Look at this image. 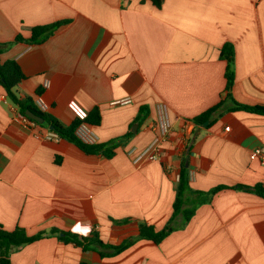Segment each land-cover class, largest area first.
Wrapping results in <instances>:
<instances>
[{
    "label": "crops",
    "instance_id": "crops-1",
    "mask_svg": "<svg viewBox=\"0 0 264 264\" xmlns=\"http://www.w3.org/2000/svg\"><path fill=\"white\" fill-rule=\"evenodd\" d=\"M59 20L67 22L44 41H15L1 53L25 74L20 96L65 124L99 106L89 142L134 134L111 158L86 153L20 120L0 82V224L29 234L97 226L105 243H132L102 256L53 234L14 250L12 264H264V165L250 157L264 145V114L229 110L220 57L233 43V99L264 105V0H0V42ZM222 98L208 124L193 120ZM163 119L170 127L159 158L140 157ZM183 167L194 190L228 187L203 196L160 243L140 238V222L160 229L171 217ZM238 184H261L263 193ZM200 198L189 193L187 202Z\"/></svg>",
    "mask_w": 264,
    "mask_h": 264
},
{
    "label": "trees",
    "instance_id": "trees-1",
    "mask_svg": "<svg viewBox=\"0 0 264 264\" xmlns=\"http://www.w3.org/2000/svg\"><path fill=\"white\" fill-rule=\"evenodd\" d=\"M157 7H161L163 0H151ZM67 22V20H59L53 23L36 25L31 28V35L29 37H24L21 33L17 34L13 41L0 42V55L1 53L11 46L15 41H26L29 43H39L44 41L49 35H51L61 24ZM220 57L226 60V97L234 101V105L230 107L229 110H246L249 112H255L264 114V105H249L237 102L233 99L231 89L235 83V47L231 42H226L220 49ZM25 74L16 59H7L6 61H1L0 57V82L6 90L8 99L17 105L19 111L25 114L27 109L32 110L36 114L44 117L45 121L39 123L34 119L39 125L48 126L51 132L56 133L59 137L67 139L79 148H81L86 153L91 154H103L108 158L113 157L115 154V149L122 143V141L129 139L134 132L128 131L125 135L114 138L107 142H88L85 141L77 134V128L82 125H97L101 122V110L99 106L93 107L85 117L75 118L70 124H65L57 116L51 112L40 109L35 102L29 96H20L17 86L19 82L24 78ZM225 98H222L215 105L211 106L209 109L195 116L193 120L196 123L204 124L208 117L217 112L222 108ZM147 113L146 107H141L140 112L136 117V121L142 119ZM59 156H57L58 160ZM59 161V160H58ZM228 187L226 185H217L210 189L209 191H199L194 190L189 186V174L187 169L183 167L180 172L179 180L176 186V195L173 202V212L166 224L157 229L154 225L148 224L146 222L139 223V237L144 239H149L155 243H160L168 234L172 231L183 228L189 222L191 217L196 211V207L201 202H204L203 196H207L208 199L214 195L219 190ZM237 189L255 191L257 193H263V186L261 184H256L254 186H246L242 184L231 186ZM189 193L197 194L201 198L193 203L187 202V195ZM118 223H126L129 221L128 218L115 220ZM61 232L64 234L61 235ZM57 234L60 239L65 242H73L75 245L85 249H98L102 256L113 255L126 249L132 240L128 239L120 244H108L103 242L99 237L98 231L94 230L92 227L87 225H80L74 230L70 231H58L51 230L50 232L39 231L35 234H29L26 229L20 225H17L13 229H7L2 224H0V264H12L11 253L14 250L21 248L22 246L39 240L45 236H50Z\"/></svg>",
    "mask_w": 264,
    "mask_h": 264
},
{
    "label": "built area",
    "instance_id": "built-area-1",
    "mask_svg": "<svg viewBox=\"0 0 264 264\" xmlns=\"http://www.w3.org/2000/svg\"><path fill=\"white\" fill-rule=\"evenodd\" d=\"M18 118L24 122L27 123H36L33 120H31V118H29L26 114L19 112L18 113ZM169 123L167 122L166 119H163V122L161 123V127H160V133L157 134L154 139L152 140V142L149 144V146L142 152V154L140 155V157H147L149 159H157L159 158V151H160V143L162 141V139L165 137V135L168 133L169 131ZM229 128V127H227ZM77 134L83 138L85 141L91 140V136L90 133L88 132L87 128H86V124H82L77 128ZM49 138L52 137H59L56 133L54 132H49L48 134ZM250 157L253 160H258L261 164L264 165V145H259L255 148H253L250 152ZM94 230H97V226H93L92 227Z\"/></svg>",
    "mask_w": 264,
    "mask_h": 264
},
{
    "label": "water",
    "instance_id": "water-1",
    "mask_svg": "<svg viewBox=\"0 0 264 264\" xmlns=\"http://www.w3.org/2000/svg\"><path fill=\"white\" fill-rule=\"evenodd\" d=\"M25 114H26L29 118L34 119V120H36V121L39 122V123H43V122L45 121L44 117H42V116L39 115V114H36L35 112H33V111L30 110V109H27V110L25 111ZM213 117H214V114H211V115L208 117V119L205 121V123L208 124V123L212 120ZM132 130H133V131H136V130H137V124H134Z\"/></svg>",
    "mask_w": 264,
    "mask_h": 264
}]
</instances>
